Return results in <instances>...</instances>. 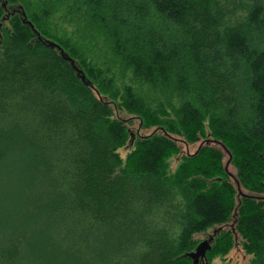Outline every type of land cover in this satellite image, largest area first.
<instances>
[{
  "label": "trees",
  "instance_id": "obj_1",
  "mask_svg": "<svg viewBox=\"0 0 264 264\" xmlns=\"http://www.w3.org/2000/svg\"><path fill=\"white\" fill-rule=\"evenodd\" d=\"M0 25V264H192L210 228L207 264L236 237L264 264V0H0ZM112 106L160 132L125 161ZM174 136L205 145L170 172Z\"/></svg>",
  "mask_w": 264,
  "mask_h": 264
},
{
  "label": "rangeland",
  "instance_id": "obj_2",
  "mask_svg": "<svg viewBox=\"0 0 264 264\" xmlns=\"http://www.w3.org/2000/svg\"><path fill=\"white\" fill-rule=\"evenodd\" d=\"M51 21H52V23H51ZM5 25L6 24H4V26ZM62 25H64L63 19L61 18V15L59 14V15L53 16L50 19V25H48V29L50 28V30L53 29L54 31H61ZM70 31H71V29H70ZM76 68H78V67L76 66ZM125 81L127 83H130V78L129 77L125 78ZM132 85L135 88H139V85H137L135 82ZM112 108H113V119H118L119 121L123 122L127 126V132H129L128 134L130 135V133H132L134 136V139L130 136L128 141L122 147H120L117 150V153L119 154V156L122 158L123 161H125L126 158L135 150V146H134L135 143H137V142L141 141L142 139L147 138L153 134H157V135L160 134V132L157 131L156 128H153V127L142 128V121L140 119L134 117V115L132 116L129 113L125 112L124 110H119L117 107L115 108L114 106H112ZM172 140L174 141L176 146L180 149V152L176 156H174L172 159L169 160L170 172H173L176 169L177 165L180 162V160H179L180 156L181 157L182 156H191L195 153L198 146L200 148L203 145H205L204 143H202V141L194 143V144H187L182 138L175 137V136L172 137ZM211 145H213V146H211L212 148L220 149V151L223 153V166L227 169L228 174H229V178H230V182L232 183V185H234V183H235V178H234L235 177V170L231 165H229V164L227 165V160H228L227 154L217 144H211ZM261 195L264 198V193ZM233 225H234V220L230 219L228 224L223 226L222 231H231L233 228ZM216 227H218V226H216ZM216 227H214V228H216ZM212 229L213 228H210L204 233L195 234L193 236V239L195 241H197V245L201 241L207 239V236L209 234H212ZM213 244H214V242H213ZM213 244L211 245V248H212ZM251 258H252L251 256H249L248 254H246L242 250V248L240 246V239L238 237H236L235 245H233V247L228 251V253L224 256H213L211 261H210V264H249ZM207 262L209 263V259H207Z\"/></svg>",
  "mask_w": 264,
  "mask_h": 264
},
{
  "label": "water",
  "instance_id": "obj_3",
  "mask_svg": "<svg viewBox=\"0 0 264 264\" xmlns=\"http://www.w3.org/2000/svg\"><path fill=\"white\" fill-rule=\"evenodd\" d=\"M1 27V25H0ZM46 43L53 47V48H56L58 51H59V54L67 61L70 62V64L73 66L74 65V62L73 60L68 57L65 52L63 51V49L55 44L54 42H51V41H46ZM78 71L81 77V79L84 81L85 80V77L84 75L82 74V71L76 69ZM130 136L134 139V136L132 133H130ZM209 143V142H207ZM196 153V152H195ZM216 236V232L214 231L212 235H209L207 239L201 241L196 247L195 249L188 253L186 256L189 257L191 260H192V264H207V259H206V254L207 252H209L211 250V245L213 244L214 242V237Z\"/></svg>",
  "mask_w": 264,
  "mask_h": 264
},
{
  "label": "flooded vegetation",
  "instance_id": "obj_4",
  "mask_svg": "<svg viewBox=\"0 0 264 264\" xmlns=\"http://www.w3.org/2000/svg\"><path fill=\"white\" fill-rule=\"evenodd\" d=\"M209 236V235H208ZM208 236H207V238H208Z\"/></svg>",
  "mask_w": 264,
  "mask_h": 264
}]
</instances>
